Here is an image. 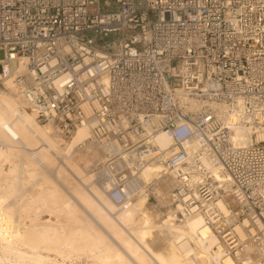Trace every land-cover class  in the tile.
I'll use <instances>...</instances> for the list:
<instances>
[{
  "label": "built area",
  "instance_id": "built-area-1",
  "mask_svg": "<svg viewBox=\"0 0 264 264\" xmlns=\"http://www.w3.org/2000/svg\"><path fill=\"white\" fill-rule=\"evenodd\" d=\"M0 52V88L37 121L64 141L90 123L93 179L117 206L155 161L219 260L264 264V0H0Z\"/></svg>",
  "mask_w": 264,
  "mask_h": 264
},
{
  "label": "bare ground",
  "instance_id": "bare-ground-1",
  "mask_svg": "<svg viewBox=\"0 0 264 264\" xmlns=\"http://www.w3.org/2000/svg\"><path fill=\"white\" fill-rule=\"evenodd\" d=\"M24 108L25 107H22L15 98L0 92V144H4V146L6 144L9 149V152L12 153L13 151H15L14 149H26L27 151L29 149V155L31 156V158L37 163H39V165L42 164L46 167L49 166L48 164H51L55 161L54 158H56L57 156H54L56 154L59 155V152H62L64 156L63 159L65 161L63 162L65 163V167L61 165L59 168L55 167V175L45 178L41 180V182L37 181L36 183H33V177L38 173L36 170L33 169L29 172L28 175L30 176V178L32 177V181L30 182L31 184H35V187L32 188V185H30L33 190L30 189L31 192L29 191L30 196L28 197L30 198L28 199H30V201L25 200L26 210H32V212H36L38 208H40L39 211H41L43 208H46L50 210V212L55 211L59 214H63L62 216H65L68 222H71L73 225L75 223L76 225L77 223L78 225H80L81 222L79 223V221L83 219H77L79 216L76 213L79 210L77 207H75V203L72 201V199L76 198V200L79 202L78 205H81L86 211H89L90 213L92 212L93 216L98 218V222L101 223L103 228L107 231L106 233H109V236L112 237L115 243L119 244V248H113L112 245L115 244L114 242H112L113 244L111 242L109 244L105 242V239L103 238L104 235L101 236L104 232L102 233L100 231L102 234H99L100 232H96L95 230L93 231V229H90V231H88L89 229L86 230L85 228L89 227L86 226L88 224H85L84 228V224L81 225L82 227H79L78 225L75 227V225L71 226L72 224L70 223L69 227L73 228H69L71 230H67V232L65 231L66 233L63 234H61L60 232L55 233V227L51 224H44V226H42L43 224H39L41 225V228H39L37 232H34L31 235L22 236V241L24 240L23 242L26 241L32 246L34 245V243H42L45 244L48 248H52L53 250L60 252H62L63 250H70L72 248H76V245L79 244L89 245L88 248L90 246H93L90 248H96L100 251V253L104 254L102 255L103 260L105 259V257L109 259V256L117 257L118 260L121 259L122 256L120 252L123 249L127 253L128 257L131 259V261L128 259L127 260L131 263L135 261L137 262L136 264H138V262L139 264H142L140 263L139 259L143 260L144 258L153 260L152 264H202L201 261H205L203 258L204 255L205 257H207L206 261L209 262V264H235L230 257H224L219 260L218 253L216 251L211 252V248L213 247V245L216 244V238L208 230V228L203 225L202 219L198 216H192L185 219H179L176 217L179 221H183V225H179L175 223V217L173 215L167 214V217L165 216L166 219L162 221V224H164L166 230H168L173 235V246H175L173 249H176V252L168 250L166 248L160 250L162 252L153 251L149 243L146 241V238L151 235L150 233L155 227V225L153 219L149 215L150 213L147 214L145 211L146 194H143L144 188L140 187L137 181L132 180V184L129 188V193L133 192L132 199L129 200V202L126 200L121 206H117L109 197H107V195H105L104 190L100 189L98 186L93 184L94 176L86 174V172L83 171L79 166H77L75 162L71 159L76 148L82 146H85L87 149L92 148L89 147L90 141H86L90 137V123L78 126L71 138L67 139L64 143V146H62L59 140L60 137L55 132L53 127L49 124H43L44 126L38 124L34 118V115L31 112L25 110L26 108ZM84 110L86 113H88L87 108H84ZM249 133V131L236 129L234 131L233 136L235 139H237L239 144L245 145L250 140L248 136ZM256 139L264 140V137L258 135ZM154 142L160 150H165L166 153L167 151L171 150L169 149L171 145V137L166 132H159L156 135ZM99 150L102 151L104 149ZM98 153V151L97 153L94 152V154ZM2 155L3 154L0 153V158L4 156ZM11 155L12 154L10 153V156ZM2 159L3 158H1V160ZM29 160L28 162L30 163ZM25 162V165H29V163L27 164V161ZM22 164H24V162ZM43 167L41 169H43ZM160 169L166 170L161 165L157 164L155 161H150L145 163L141 167L139 172L143 173L147 171V173L149 174L157 175ZM72 175L75 176V178H77L78 180L76 181L74 178H72L75 181V185L73 184L71 191L70 189L69 191L71 192V195L73 194V198L66 196V193H64L65 190H63V188L66 187L65 189L68 192V183L71 181L68 182L69 178H67V176H70L71 178L73 177ZM138 180H141V178ZM142 180H145V177H142ZM134 197L135 199L134 201H132ZM6 200L8 199L5 198L4 201L0 197V217L1 215L3 217L4 214L7 215V213L5 212L7 211L9 204L6 203ZM217 205L218 207H221L220 203H217ZM2 206L4 207V209H2ZM11 206L13 207V205ZM10 214L13 213H9V215ZM32 226H35V223L32 224ZM91 227L92 226H90V228ZM5 230L2 225H0L1 236L4 234L3 231L5 232ZM235 231L239 235V237L243 236V231L242 229H240V227H235ZM189 238L193 239L195 247L194 245L192 246V243L190 242ZM33 247H39V245H34ZM114 247H117V245ZM196 248L201 249V257L200 254L197 252ZM11 253H14L18 257H30V255L28 256L25 254V252L23 253L21 251L14 250ZM40 257L35 255L34 257H30V259L33 261L42 262L43 260ZM180 257L186 258L187 261H185V263L181 262ZM0 264H3L1 260Z\"/></svg>",
  "mask_w": 264,
  "mask_h": 264
},
{
  "label": "rangeland",
  "instance_id": "rangeland-1",
  "mask_svg": "<svg viewBox=\"0 0 264 264\" xmlns=\"http://www.w3.org/2000/svg\"><path fill=\"white\" fill-rule=\"evenodd\" d=\"M0 57H1V52H0ZM7 85L8 86H6L5 88H0V92L7 94L10 97L15 98L20 103V105L22 107L24 106L26 108V109L24 108L25 110L29 111V109L26 107V104H24L23 99L19 95L18 89H16L11 84H7ZM36 122L40 125L45 124V123L39 122L37 120H36ZM59 140H60V144H62V146H64V143L66 141H64L61 137ZM86 144H88V143H86ZM89 147H92V148L87 149L85 146L76 148L74 150V153H73L71 159L75 162V164L77 166H79L83 171H85L86 174L93 175V172L91 171L92 166L97 161H99L103 157V155H101L102 151L99 150V147L97 144L90 142ZM94 149L97 150L100 154L99 153L94 154V152L97 153V151H95ZM14 150L15 151H13V153L9 152V149L6 146V144H5V146H4V144H0V153H2L4 155V156L2 155L3 157H1V158H3L2 160L0 158V190L2 191V192L0 191V197L4 201H5V198L8 199V200H6V203L9 204L8 209L5 212V213H7V215L4 214L5 216L3 215V217H2V215H1V217H0V225H2L4 230L6 228L5 232L3 231L4 234L2 236L0 235V247H1L0 248V260L3 262V264H33V263L34 264L35 263L36 264H38V263L39 264H136L137 263L133 260H132L133 262L131 263L130 262L131 259L128 257L127 253L123 249H122V251L120 250L121 251L120 253L122 256L121 259L118 260L117 257H114V256L113 257L115 259L112 256H109V259H108L104 256L105 259L103 260L102 255H104V254L100 253V251L97 250L96 248H90L93 246H90L88 248L89 245L79 244V245H76V248H72L70 250H63L62 252H60V251H55L52 248L50 249L45 244H42V243H40V244L34 243L35 246L39 245V247L34 248L33 247L34 245L33 246L30 245L26 241L23 242L24 240L22 241V236L31 235L34 232H37V230L39 228H41V225H39V224H43L42 226H44V224L45 225L51 224L55 227V230H56L55 233L60 232L61 234L66 233L67 230L69 231L73 227H69L71 222H68L66 217L62 216L63 214H59L55 211H54L55 213L50 212V210H48L46 208H43L46 210L42 209L41 211H39L40 208H38L36 212L35 211L32 212V210H26V207H25V202L28 200L30 201V199H28V198H30V197H28V196H30L29 195L31 192L30 189L35 187V184H31V182H30V181H32L31 180L32 177L30 178V176L28 175L29 172L32 171L33 169L38 172L33 177L34 178L33 183L34 182L36 183L37 181L41 182V180H43L45 178L54 176L55 172H56L55 167L59 168L60 165L65 167V163H63L65 161L63 159L64 156H63L62 152H59V155L56 154L54 156V157L57 156L56 158H54L55 161L52 162L51 164H48L49 166H47L48 167L47 168L46 166H44L42 164L39 165V163H37L36 161H34L31 158V156L29 155L30 154L29 149H28L29 152L26 149H14ZM10 153L12 154L11 155L12 157L10 156ZM99 155H100V157H99ZM8 156H9V159H8ZM28 160L30 161V163L28 162ZM25 161H27V164L29 163V165H25L26 164ZM23 162H24V164H22ZM42 167H43V169H41ZM49 167H51V168H49ZM141 173L142 172H138V174L135 177L136 179L134 178L133 180L137 181V183L140 185V187L144 188L143 194H146V205H145L146 209H145V211L147 214L150 213L149 215L153 219L154 225H155V227L153 228L154 231L153 230L151 231V233H150L151 235H149L148 238H146L147 239L146 241L149 243V245L153 249V251L162 252L160 250H162L163 248H166L168 250L176 252V249H173L175 247V246H173L174 245L173 244L174 237L168 230H166L165 225L162 224V221L164 219H166L167 214L168 215L171 214L175 217V219H174L175 223H177L179 225H183L182 224L183 221H179L177 219L178 217L174 214L173 203L171 201V192H172V188H173L172 176L169 172H167V170H164V169H160L157 175L149 174V173H147V171L143 172L142 174ZM28 176H29L30 180L28 179ZM142 177H145V180H142ZM67 178H69L68 182L71 181L68 183L70 185V188L68 185V192L65 189L66 187L63 188V190H65L64 193H66V196L73 198L74 196H72L73 194L71 195L70 191H71V188L73 187V184L75 185L74 179L76 181H78V180H77V178H75V176H73L71 178H70V176H67ZM72 178H74V179H72ZM140 178H141V180H138ZM93 182H94V180H93ZM93 184L96 185L95 182ZM30 185H32L31 186L32 188L30 187ZM27 188H29V189H27ZM69 189H70V191H69ZM134 199H135V197L133 198L132 201H134ZM14 201H15V203H14ZM72 201L75 203V204L73 203L75 205V207H77L79 210L78 211L76 209L78 211V212L76 211L77 212L76 214L79 216L77 219L80 220L82 218L84 220V221L83 220L79 221V223L80 222L82 223V224L80 223V225H78V223H77V225L79 227L84 224L83 227L85 228V224H88L86 226L87 227L89 226V227L85 228L86 230L89 229L88 231H90V229L91 230L93 229V231L95 230L96 232L97 231L98 232L101 231L102 233L104 232L103 234L101 232L99 234H102L101 236L104 235L103 238L105 239V242L107 244H109L110 242L115 243V241L112 239V237L109 236V233H106L107 231L103 228L101 223L98 222V218L93 216L92 212L90 213L89 211H86L85 209H83V207L81 205H78L79 202L76 200V198L72 199ZM9 202L10 203L12 202V203L10 204ZM11 205H13V207H15V206L16 207L13 208ZM10 207H12V208H10ZM2 209H4L3 206H2ZM9 213H13V214L9 215ZM34 223H35V226H32V224H34ZM26 225H27V227H26ZM74 225H75V227L77 226L76 223ZM74 225L72 224L71 226H74ZM90 226H92V227L90 228ZM69 228H71V229H69ZM106 236H107V238H106ZM189 240L192 243V246L194 245V247H195L193 239L189 238ZM116 245H117V247H114ZM82 246L84 247V249ZM112 246H113V248H119V244H117V243L113 244ZM85 247L88 248V251H87V248H85ZM2 248L5 250H3ZM94 249H96V250H94ZM14 250L15 251H21L23 253L25 252V254L28 256L30 255V257H32V256L34 257L35 255H37L39 257L41 256L40 258L43 261L42 262L41 261L40 262L39 261H33L30 259V257H18L14 253H11ZM196 250L200 254V257H201L202 256L201 249L196 248ZM101 252H102V250H101ZM64 253H65V255H64ZM67 253H69V254H67ZM97 256H99V257H97ZM203 258L205 261H201L202 264L207 262L206 261L207 257H205V255L203 256ZM46 259H47V261H46ZM127 259L130 261H128ZM180 259H181V262H183V263H185V261H187V259L184 257H180ZM101 260H103V261H101ZM121 261H122V263H121ZM139 261L142 264H152V262H153V260L148 259V258H144L143 260L139 259ZM207 263L209 264V262H207ZM138 264H139V262H138Z\"/></svg>",
  "mask_w": 264,
  "mask_h": 264
}]
</instances>
